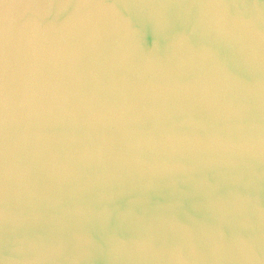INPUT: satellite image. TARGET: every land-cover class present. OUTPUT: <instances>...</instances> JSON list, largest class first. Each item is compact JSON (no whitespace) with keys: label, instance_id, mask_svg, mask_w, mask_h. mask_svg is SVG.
<instances>
[{"label":"water","instance_id":"obj_1","mask_svg":"<svg viewBox=\"0 0 264 264\" xmlns=\"http://www.w3.org/2000/svg\"><path fill=\"white\" fill-rule=\"evenodd\" d=\"M0 264H264V0H0Z\"/></svg>","mask_w":264,"mask_h":264}]
</instances>
